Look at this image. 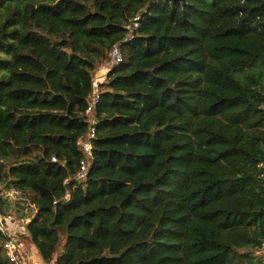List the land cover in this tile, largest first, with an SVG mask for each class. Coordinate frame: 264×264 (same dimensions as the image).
<instances>
[{
    "label": "trees",
    "instance_id": "obj_1",
    "mask_svg": "<svg viewBox=\"0 0 264 264\" xmlns=\"http://www.w3.org/2000/svg\"><path fill=\"white\" fill-rule=\"evenodd\" d=\"M261 164L264 0H0V211L44 264H264Z\"/></svg>",
    "mask_w": 264,
    "mask_h": 264
},
{
    "label": "built area",
    "instance_id": "obj_2",
    "mask_svg": "<svg viewBox=\"0 0 264 264\" xmlns=\"http://www.w3.org/2000/svg\"><path fill=\"white\" fill-rule=\"evenodd\" d=\"M138 20V17L135 18V21ZM134 27H137V23L134 24ZM123 61V56L119 46H114L109 54V60L104 63L97 72L96 77V85L94 87V91L91 97V101L87 107V112L90 113L95 108L99 101V89L98 84L102 83L106 77L108 72L120 64ZM99 73V74H98ZM95 137L94 128H90L88 134L81 139L80 148L84 154V158L80 160L78 169L76 172V179L83 180L87 175L88 166L92 161V140ZM56 159L52 158V162H55ZM264 168V164L260 165ZM20 197V193L18 191L11 190L9 192H0V201L4 199L15 200ZM69 198V194H65V199ZM55 203V202H54ZM28 220L25 219H17L14 216L4 215L0 211V233L5 237V241L3 243L2 249L3 254L5 256L8 264H28V258L22 252L18 235L24 233L23 225L26 224Z\"/></svg>",
    "mask_w": 264,
    "mask_h": 264
},
{
    "label": "crops",
    "instance_id": "obj_3",
    "mask_svg": "<svg viewBox=\"0 0 264 264\" xmlns=\"http://www.w3.org/2000/svg\"><path fill=\"white\" fill-rule=\"evenodd\" d=\"M23 234L24 233L18 235V240L22 252L28 258V264H44L39 257L36 248L24 238Z\"/></svg>",
    "mask_w": 264,
    "mask_h": 264
},
{
    "label": "rangeland",
    "instance_id": "obj_4",
    "mask_svg": "<svg viewBox=\"0 0 264 264\" xmlns=\"http://www.w3.org/2000/svg\"><path fill=\"white\" fill-rule=\"evenodd\" d=\"M99 70V69H98ZM19 198H21V197H19ZM10 216H14V217H17V215H15V214H13V213H10L9 214ZM18 218V217H17ZM19 219V218H18ZM20 220V219H19ZM27 223V222H26ZM259 257L260 258H262L263 260H264V250H263V252H261V254H259Z\"/></svg>",
    "mask_w": 264,
    "mask_h": 264
}]
</instances>
